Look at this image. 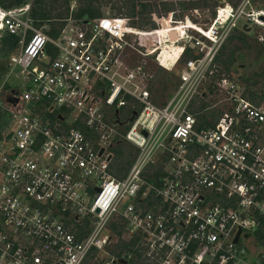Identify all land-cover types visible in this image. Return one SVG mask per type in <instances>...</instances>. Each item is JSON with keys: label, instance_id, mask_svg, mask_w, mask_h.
I'll use <instances>...</instances> for the list:
<instances>
[{"label": "built area", "instance_id": "built-area-1", "mask_svg": "<svg viewBox=\"0 0 264 264\" xmlns=\"http://www.w3.org/2000/svg\"><path fill=\"white\" fill-rule=\"evenodd\" d=\"M250 1L195 27L155 13L144 27L82 16L54 35L30 0L0 4V43H15L0 84V264H83L95 253L101 264H264V95L215 69L237 18L264 15L245 11ZM164 44L180 48L167 70L194 53L157 101L132 55L159 64Z\"/></svg>", "mask_w": 264, "mask_h": 264}, {"label": "rangeland", "instance_id": "rangeland-1", "mask_svg": "<svg viewBox=\"0 0 264 264\" xmlns=\"http://www.w3.org/2000/svg\"><path fill=\"white\" fill-rule=\"evenodd\" d=\"M31 1V7H34L33 0ZM242 0H42L41 7L45 8L49 12V16L54 19L57 25H60L61 21H64L69 17H76L74 14L79 9L90 5L99 15L98 16H111V15H126L130 18V21L139 26H156L155 22L151 20L150 13H155L160 16L172 15V22L178 20L185 21L186 23H198L204 24L211 21L215 17L216 9L218 7H232L239 8ZM66 4L68 10H65ZM135 5L137 13L130 15L131 5ZM145 5V10L140 11L141 7ZM140 9V10H139ZM245 11H263L264 12V0H251L250 4L244 8ZM244 14L239 16L236 21V26L232 33L238 34L236 31H244L248 37L245 41H239L236 38L227 42V39L222 44L215 60V69L217 73H227L233 76L235 79H242V76H249L248 78L258 79L256 76H252L254 73L261 70L264 64V51L259 52L264 48V19H258L259 22L254 21L245 22ZM231 33V32H230ZM229 33V34H230ZM243 33V32H242ZM140 50L145 51L149 45L154 43L153 37L142 38L137 41ZM175 45V44H174ZM225 45V48H223ZM233 51L234 65H227L226 58L228 53ZM8 49L3 43H0V84L3 81L4 72L6 69V58ZM194 53V51L192 50ZM241 55V57H239ZM155 55H148L145 59L138 53L132 55L134 62L143 63L149 73L152 75L150 80L151 91L157 101L164 100L168 95L173 92L175 83L177 82V74L182 66L186 55H183L179 59L176 65L167 70L160 66L156 60ZM237 63L247 64L248 71L238 70ZM211 79H214L212 77ZM260 80V79H259ZM263 82L260 81V85ZM9 89L5 87L1 93L2 97L6 96ZM216 100L217 97L215 96ZM2 108L0 107V113ZM130 147L122 143L115 146L116 159L121 163L125 160V156L122 151H129ZM104 230L102 233H107ZM240 239V244L242 243ZM100 254L95 253L94 257H87L83 264H101ZM129 264H141L140 261H131Z\"/></svg>", "mask_w": 264, "mask_h": 264}, {"label": "trees", "instance_id": "trees-1", "mask_svg": "<svg viewBox=\"0 0 264 264\" xmlns=\"http://www.w3.org/2000/svg\"><path fill=\"white\" fill-rule=\"evenodd\" d=\"M27 0H0V4L2 6H13V5H19V4H22L23 2H25ZM41 3H42V0H33V4H34V7H31V14L33 16V18L36 20V24L37 25H42L44 24L45 22L49 23V25H51V30L48 31L51 35H54L56 33V26L57 23L54 19H52L50 16H49V12L41 7ZM145 5H143L141 7V10L140 11H144L145 10ZM65 10L67 11L68 10V5L66 4L65 6ZM135 13H137V10H136V7L135 5H131V10L129 12L130 15H134ZM76 17H82L84 15H88V17H97L99 14L90 6V5H87L85 7H83L82 9H79L77 11V13L74 14ZM64 21H61L60 22V25L63 23ZM237 35L236 34H231L228 39H227V42L230 41L231 39L233 38H236L238 39L239 41H245V35L244 33H242L241 31H237ZM3 45L6 46V48L8 49V51H10L15 43H13L10 39H8L7 37L3 39L2 41ZM225 48V45L224 47ZM184 55L186 56H193V52L192 50L190 49V47H186L185 50H184ZM234 57H233V51H230L228 53V57L226 58V64H230L232 61H233ZM264 69V68H263ZM130 162L127 161V164H129ZM255 235H256V238L258 240H261L263 237H264V218L261 217V226L256 230L255 232ZM122 264V263H121Z\"/></svg>", "mask_w": 264, "mask_h": 264}, {"label": "flooded vegetation", "instance_id": "flooded-vegetation-1", "mask_svg": "<svg viewBox=\"0 0 264 264\" xmlns=\"http://www.w3.org/2000/svg\"><path fill=\"white\" fill-rule=\"evenodd\" d=\"M217 10V9H216ZM216 15V14H215ZM261 16H263L264 17V15H261ZM211 21H212V19H211ZM211 21H208V22H206V23H204V24H208V23H210ZM235 27H233L232 29H231V33L229 34L228 33V35H227V38L226 39H228V37L231 35V34H234V33H232V31H233V29H234ZM237 31H239V30H237ZM236 31V32H237ZM241 32H243L244 33V35H245V39L247 40L248 39V37H247V35H246V33L242 30ZM264 51V48H262V49H260V51L259 52H263ZM233 57H234V55H233ZM239 57H241V55H239ZM234 63V59H233V61L230 63L231 65H234L233 64ZM230 64H228V65H230ZM236 67H237V69L238 70H242V71H248L249 70V67H248V65L247 64H244V63H237L236 62ZM264 64H263V66L261 67V70L260 71H258V72H256V73H254L252 76H256L258 79H253V80H251V79H249L248 77L249 76H242V79L240 80V79H237L236 78V80L240 83V85L243 87V91L245 92V93H247V95H249V96H252V97H254V96H263L264 95V86H261L260 85V81L261 82H263V84L262 85H264ZM233 77V76H232ZM260 79V80H259Z\"/></svg>", "mask_w": 264, "mask_h": 264}, {"label": "bare ground", "instance_id": "bare-ground-1", "mask_svg": "<svg viewBox=\"0 0 264 264\" xmlns=\"http://www.w3.org/2000/svg\"><path fill=\"white\" fill-rule=\"evenodd\" d=\"M262 14V12H259ZM259 22L258 19L255 20V23ZM170 24H168V21L165 19H162V28H168ZM185 26L188 27H195V25L191 23H186ZM171 38H174V33H170ZM179 46H176L174 44H164L161 46H158L154 48L153 52L156 51L158 54V61L159 64L167 69H170V65L173 64L176 60L177 53L179 51Z\"/></svg>", "mask_w": 264, "mask_h": 264}, {"label": "water", "instance_id": "water-1", "mask_svg": "<svg viewBox=\"0 0 264 264\" xmlns=\"http://www.w3.org/2000/svg\"><path fill=\"white\" fill-rule=\"evenodd\" d=\"M83 18L86 19V22H89V19H88L89 17H88V15H84ZM260 18H261V19H264L263 16H261ZM6 116H8V114H6ZM101 151H102V150H100V152H101ZM239 233H240V228L237 229V231H236V233H235V235H234V238H233V242H234V243L237 242L238 237H239ZM247 235H248V234H245L244 236L247 237ZM122 263H123V264H126V260H122Z\"/></svg>", "mask_w": 264, "mask_h": 264}]
</instances>
